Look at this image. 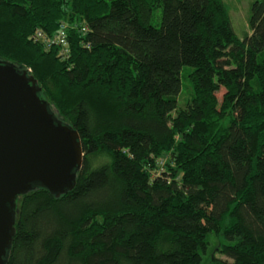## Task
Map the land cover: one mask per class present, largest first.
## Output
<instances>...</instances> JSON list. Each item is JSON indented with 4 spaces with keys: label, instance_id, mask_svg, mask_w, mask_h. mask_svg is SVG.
<instances>
[{
    "label": "trees",
    "instance_id": "obj_1",
    "mask_svg": "<svg viewBox=\"0 0 264 264\" xmlns=\"http://www.w3.org/2000/svg\"><path fill=\"white\" fill-rule=\"evenodd\" d=\"M62 25L67 58L34 40ZM249 27L224 0H0V61L84 151L73 190L17 198L6 264H201L210 234L211 264H264V0Z\"/></svg>",
    "mask_w": 264,
    "mask_h": 264
},
{
    "label": "water",
    "instance_id": "obj_2",
    "mask_svg": "<svg viewBox=\"0 0 264 264\" xmlns=\"http://www.w3.org/2000/svg\"><path fill=\"white\" fill-rule=\"evenodd\" d=\"M28 71L0 61V264L15 236L16 200L37 187L73 190L84 151L79 133L55 119Z\"/></svg>",
    "mask_w": 264,
    "mask_h": 264
},
{
    "label": "rangeland",
    "instance_id": "obj_3",
    "mask_svg": "<svg viewBox=\"0 0 264 264\" xmlns=\"http://www.w3.org/2000/svg\"><path fill=\"white\" fill-rule=\"evenodd\" d=\"M257 0H224L226 7L229 10L231 20L234 26V30L240 39H243L246 33H251L249 27V15H250V7L253 2ZM225 93L224 90H221L218 93L220 99H222L223 94ZM191 85L189 83L187 72L185 71L183 74V92L180 95L178 105L180 108H184L187 102L191 98ZM51 108L54 117L58 121H63V119L58 115L55 108ZM64 122V121H63ZM221 243H227L223 237L216 236L214 234H210L209 236V246L207 250L202 253V263L201 264H211L213 257H220L224 260L227 258L224 256H220L217 253V248Z\"/></svg>",
    "mask_w": 264,
    "mask_h": 264
},
{
    "label": "built area",
    "instance_id": "obj_4",
    "mask_svg": "<svg viewBox=\"0 0 264 264\" xmlns=\"http://www.w3.org/2000/svg\"><path fill=\"white\" fill-rule=\"evenodd\" d=\"M68 34L67 27L62 25L60 27V31L56 34L55 37L47 36L42 31H37L34 35V40L41 44L45 50H50L52 46L57 45L61 49V55L64 57H68L69 55V43H68ZM31 73V69L28 70Z\"/></svg>",
    "mask_w": 264,
    "mask_h": 264
}]
</instances>
